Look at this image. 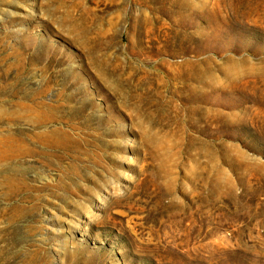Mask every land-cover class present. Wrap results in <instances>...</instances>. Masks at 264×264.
<instances>
[{
  "label": "rangeland",
  "instance_id": "rangeland-1",
  "mask_svg": "<svg viewBox=\"0 0 264 264\" xmlns=\"http://www.w3.org/2000/svg\"><path fill=\"white\" fill-rule=\"evenodd\" d=\"M263 11L0 0L7 109L41 94L63 123L17 127L76 142L17 163L28 199L0 182V264H264Z\"/></svg>",
  "mask_w": 264,
  "mask_h": 264
},
{
  "label": "bare ground",
  "instance_id": "bare-ground-1",
  "mask_svg": "<svg viewBox=\"0 0 264 264\" xmlns=\"http://www.w3.org/2000/svg\"><path fill=\"white\" fill-rule=\"evenodd\" d=\"M5 48L3 39L0 37V182L5 200L7 198L8 200L16 199L21 197V195L24 196L23 199L25 200L29 198L32 192L27 189L24 177L25 170L19 167L17 163L28 156H38L39 158L49 160L50 158H57L58 154L67 155L71 152L72 146L76 142L69 134L71 131L68 133L63 128L55 127L41 131H27L26 129L17 127L18 123L23 122L31 124L35 128H43L42 126H46L49 123L52 124V122L61 124L64 119L56 117L51 108L47 106L48 104L46 105L43 101L39 100L42 96L41 94L24 93L23 98H30L34 105L26 108L23 113L7 109V88H9L7 87V71L11 69V66L9 65L7 68V54H5L7 49ZM15 59L16 62L19 61L21 59L20 55H16ZM12 67L19 70L21 65L15 64ZM10 97L19 98V95L15 91H11ZM13 165H16L15 168H11ZM8 167L10 168V172L7 170ZM20 200L21 202H25L22 199ZM33 208L34 206L31 209ZM9 210L15 212L24 211L22 207L18 206L6 209V211Z\"/></svg>",
  "mask_w": 264,
  "mask_h": 264
}]
</instances>
